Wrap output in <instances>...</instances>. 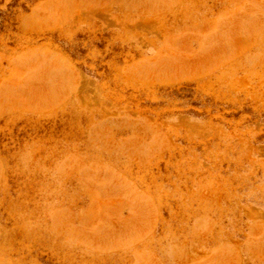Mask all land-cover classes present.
<instances>
[{"label": "rangeland", "instance_id": "1", "mask_svg": "<svg viewBox=\"0 0 264 264\" xmlns=\"http://www.w3.org/2000/svg\"><path fill=\"white\" fill-rule=\"evenodd\" d=\"M0 264H264V0H0Z\"/></svg>", "mask_w": 264, "mask_h": 264}]
</instances>
